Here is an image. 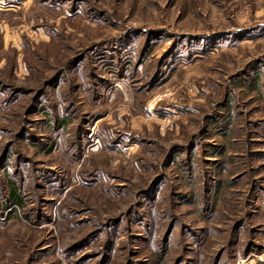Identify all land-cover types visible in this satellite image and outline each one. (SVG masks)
<instances>
[{"label": "rangeland", "instance_id": "374dc122", "mask_svg": "<svg viewBox=\"0 0 264 264\" xmlns=\"http://www.w3.org/2000/svg\"><path fill=\"white\" fill-rule=\"evenodd\" d=\"M0 264H264V0H0Z\"/></svg>", "mask_w": 264, "mask_h": 264}, {"label": "trees", "instance_id": "16d2710c", "mask_svg": "<svg viewBox=\"0 0 264 264\" xmlns=\"http://www.w3.org/2000/svg\"><path fill=\"white\" fill-rule=\"evenodd\" d=\"M15 192H16V189H12L11 192H10V195L12 197V200H13L14 204L17 205V206H20L21 205V201H19L18 192H17L16 195H15Z\"/></svg>", "mask_w": 264, "mask_h": 264}]
</instances>
